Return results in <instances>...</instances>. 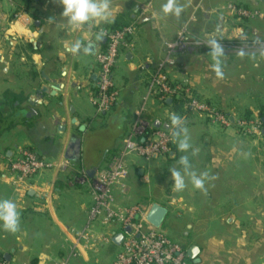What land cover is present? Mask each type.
Returning a JSON list of instances; mask_svg holds the SVG:
<instances>
[{
    "label": "crops",
    "instance_id": "crops-1",
    "mask_svg": "<svg viewBox=\"0 0 264 264\" xmlns=\"http://www.w3.org/2000/svg\"><path fill=\"white\" fill-rule=\"evenodd\" d=\"M148 2L150 9L145 13ZM165 2L110 0L107 22L73 28L62 16L59 0H0V199L14 201L20 214L15 233L0 228V259L6 264H53L68 257L75 258L71 260L75 264H107L119 251V246L110 242L93 253L78 248L73 257L74 236L85 226L91 205L89 191L74 182L79 160L67 159L68 168L45 172L36 178L32 189L16 194L10 164L18 147L27 146L45 159L58 160L73 154L69 145L76 136L81 141L79 158L84 167L97 170L120 150L121 140L142 107L141 118L146 123L154 127L159 121L170 126L173 99L164 104L153 97L143 101L150 77L160 67L171 83L186 85L193 96L225 112L233 121L246 114L264 116L252 107L242 110L243 104L229 105V96H264V84L261 87L255 80L229 78V70L223 69L229 65V55L221 60L224 75L218 78L208 47L178 53L171 67L164 64L163 47L186 24L192 39L215 38L225 45L264 42V19L238 20L226 10L227 4H235L264 12V1L177 0L183 9L180 17L164 15L161 7ZM18 11L32 18L29 31L8 24ZM135 21L138 28L131 39L132 48L121 53L113 70L119 99L109 112L95 116L89 100L95 91V53L106 43L104 37L98 40L97 34ZM77 40L80 50L70 52L68 48ZM260 64L264 68V57ZM46 78L63 83L65 88L62 94H43L38 100L35 90L50 85ZM70 84L81 88L76 91L69 88ZM183 113L179 115L183 129L178 137H170V154L162 157L166 159L162 172L157 168L160 158L141 163L130 160L127 187L115 192L116 204L139 205L145 216L152 204L163 207L166 215L160 229L169 238L170 233H178L170 239L185 252L192 245L199 249L193 260L186 255L188 264H264V133L243 138L233 126L210 125L185 105ZM160 130L170 135L172 128ZM184 135L192 145L187 153L177 149ZM90 149L97 151L88 154ZM182 155H188L190 171L207 174L203 190L194 188L188 176L182 191L174 189L169 170L183 172L178 163ZM143 182L146 189L139 187ZM224 226H229V247L225 233L222 237L209 233ZM111 229L115 234L120 232L117 226Z\"/></svg>",
    "mask_w": 264,
    "mask_h": 264
},
{
    "label": "built area",
    "instance_id": "built-area-1",
    "mask_svg": "<svg viewBox=\"0 0 264 264\" xmlns=\"http://www.w3.org/2000/svg\"><path fill=\"white\" fill-rule=\"evenodd\" d=\"M149 9L148 2L143 12L146 13ZM226 10L238 20L264 19L263 11L251 10L235 4H227ZM192 20L193 18L190 19ZM8 24L29 31L33 21L28 14L18 11L11 16ZM137 28L138 24L135 21L115 30L101 31L106 43L95 53L97 69L95 91L91 93L89 99L97 116L109 112L119 99V91L113 80V70L121 53L132 48L131 39ZM201 44L202 40L189 37L188 24L182 26L174 39L163 43L164 64L171 67L176 54ZM163 68L160 67L151 75L147 94L143 98L144 102L152 97L160 102L182 98L187 108L201 114L210 125L226 128L233 126L237 135L243 138L262 135L264 116L256 114L249 117L239 116L231 123L229 115L193 96L186 85L171 83ZM142 110L143 107L135 113L129 132L121 140L120 150L95 171L93 178L88 177L81 156L79 158L80 167L74 182L88 189L91 205L85 214V226L74 236L73 252L80 247L88 251L89 246L95 249L100 244H109L115 235L111 228L117 226L120 229L119 233H122V241L119 251L107 264H188L185 249L171 240L163 230L149 225L142 207L139 205L121 207L116 204L115 192L127 187L129 176L127 164L130 160L135 157L149 162L170 154L169 133L146 123L141 118ZM68 166L69 162L66 158L48 160L27 146L18 147L10 164L13 191L16 194L26 193L34 187L36 178L41 174L51 171L60 172ZM125 228H129V232H123ZM0 264L6 263L0 259ZM53 264L73 263L68 257L59 259Z\"/></svg>",
    "mask_w": 264,
    "mask_h": 264
},
{
    "label": "clouds",
    "instance_id": "clouds-1",
    "mask_svg": "<svg viewBox=\"0 0 264 264\" xmlns=\"http://www.w3.org/2000/svg\"><path fill=\"white\" fill-rule=\"evenodd\" d=\"M62 5V16L67 19L69 25L73 28H79L82 25L92 23L94 21L107 22L110 19V0H59ZM161 10L164 15H173L180 17L183 11L177 0H166L162 4ZM103 33L97 34V39H102ZM209 54L213 60L212 70L218 78H222L224 73L222 70L221 57L224 55V49L219 41L215 38L207 41ZM81 43L77 40L68 50L76 53L80 50ZM170 127L174 138L180 135L178 130L183 129L182 118L175 113L169 115ZM192 148L190 138L184 135L177 142V149L180 152L187 153ZM193 154L195 152L193 151ZM178 163L182 166L183 172L179 169L172 168L169 170L170 179L173 181V187L176 191H182L185 184V176H188L191 184L196 189H204L206 173L197 175L196 172L190 171L191 165L188 155H182ZM20 214L17 205L10 199H0V228L15 233L19 229Z\"/></svg>",
    "mask_w": 264,
    "mask_h": 264
},
{
    "label": "rangeland",
    "instance_id": "rangeland-1",
    "mask_svg": "<svg viewBox=\"0 0 264 264\" xmlns=\"http://www.w3.org/2000/svg\"><path fill=\"white\" fill-rule=\"evenodd\" d=\"M201 40H202L201 46H197L196 49H200V50L203 49L204 50V48L207 47V41L208 40L207 39H205V40L201 39ZM219 43L222 45V47L224 49V55L221 57V60H224L222 58L229 55V65L228 66L223 65L224 70H227V69L229 70V78L235 79L238 82H241V80L244 82V81H247L248 79H250V82H255V81L259 82V83H261V87H263V84H264V68L261 66L260 62H261L262 58L264 57V42H258V43H253V44H243L240 42V43H229V45H225V43H223L221 41H219ZM176 55L173 57L174 64H175V59L177 57ZM260 66H261V68H260ZM250 94H252V93H250ZM88 104L89 103H87V105ZM238 104L239 105L243 104L242 107H240L242 110H243V108H245L244 106H248V107H252L253 111H258V112H260V114L264 113V96H254V95H251V96H229V105H238ZM72 107H73V105H72ZM107 138L108 137L105 138L106 141H107ZM133 160H135L136 162L140 161V163L144 162V160L138 159L135 157L133 158ZM165 161H166L165 158L164 159L160 158V160H159V164H158L159 166L157 168H159L160 172H162V168H164L162 164H164ZM132 185H135V183ZM130 186H131V184H130ZM139 187H140V189H142V187L144 189H146L147 185H146V183L143 182L139 185ZM83 189L88 190L85 186H83ZM130 190H131V193L134 192L133 187H130ZM86 194H87V192H85V195ZM176 231L178 232V230H176ZM195 231L197 233L199 232V230H195ZM180 232L183 233L184 230L182 228H180ZM209 233H211L212 235H215L217 237H219V236L222 237L223 233H225L227 235L226 240L228 241V243H226V246L229 247V226H224L223 228H220V229L213 228L210 230ZM175 234L178 235V233H175ZM175 234L170 233L169 234V236H171L170 238L175 239V237H176ZM101 246H103V245L100 244L99 247H101ZM99 247H96L95 249H93L91 246H89L88 251H91L92 253L96 252L97 250H99ZM80 248H82V247H80ZM74 252H79V249L77 251H74ZM75 255L76 254H73V257ZM72 259L74 260L75 258H70V260H72ZM73 264H75V263H73Z\"/></svg>",
    "mask_w": 264,
    "mask_h": 264
},
{
    "label": "water",
    "instance_id": "water-1",
    "mask_svg": "<svg viewBox=\"0 0 264 264\" xmlns=\"http://www.w3.org/2000/svg\"><path fill=\"white\" fill-rule=\"evenodd\" d=\"M264 1V0H263ZM37 25V23H36ZM62 74H64V72H62ZM92 80H94V77L91 78ZM48 84H50L49 86H41L40 88H38L37 90H35V96L38 100L43 98V94H49L50 96H56L57 94H62L63 93V89L65 88V86L63 85V83L60 82H56V81H51V80H47ZM69 88L74 89L76 91H78L81 88V85H75V84H70ZM77 95V94H76ZM170 99L166 101V103H169ZM30 104H34L33 102ZM61 105V102H60ZM70 112H73V107L70 106ZM231 122H233L232 118L230 119ZM75 122V119L72 120V123ZM262 122L264 123V118H262ZM161 127H163L166 131L171 130L169 125H162L161 122L156 121L154 123V128L155 129H160ZM59 130H64L63 127H59ZM179 132L181 130H178ZM262 133H264V129L262 130ZM170 137L173 138V133L172 130L170 132ZM72 142L69 145V149L73 151V154L71 156L66 155V159L71 160L73 162L78 161L79 160V153H80V144L81 141L79 138H76V136H72ZM95 169L87 171V175L89 178H93L94 174H95ZM32 192L30 191L29 194H31ZM166 215V210L161 207L158 204H152L149 208L148 214L146 216V221L149 225H151L154 228L160 229L162 227V222L165 218ZM123 232H129V228H125L123 230ZM122 233H118L115 234L112 239L111 242L114 246H120L121 241H122ZM199 253V249L196 245H192L190 246V248L186 251V255L187 258L189 260H193L196 255Z\"/></svg>",
    "mask_w": 264,
    "mask_h": 264
},
{
    "label": "trees",
    "instance_id": "trees-1",
    "mask_svg": "<svg viewBox=\"0 0 264 264\" xmlns=\"http://www.w3.org/2000/svg\"><path fill=\"white\" fill-rule=\"evenodd\" d=\"M121 28V27H120ZM118 29V28H117ZM115 30V29H114ZM251 44V43H249ZM253 44V43H252ZM198 99H200L199 96H196ZM201 100V99H200ZM161 103H165L164 101H162ZM184 100L182 98H176V99H173L172 103H171V108L173 110V112L176 114V115H182L184 114L183 113V105H184ZM262 115H264V113H261ZM250 114H246V115H243V117H249ZM112 136V134H111ZM171 147V146H170ZM93 151H97V150H94V149H90L89 150V153L88 154H91ZM90 157V156H89Z\"/></svg>",
    "mask_w": 264,
    "mask_h": 264
},
{
    "label": "flooded vegetation",
    "instance_id": "flooded-vegetation-1",
    "mask_svg": "<svg viewBox=\"0 0 264 264\" xmlns=\"http://www.w3.org/2000/svg\"><path fill=\"white\" fill-rule=\"evenodd\" d=\"M8 36H11V35H8ZM11 37H12V36H11ZM19 39H21V38H19ZM17 40H18V39H17ZM17 40H16V41H17ZM21 40H22V39H21Z\"/></svg>",
    "mask_w": 264,
    "mask_h": 264
}]
</instances>
